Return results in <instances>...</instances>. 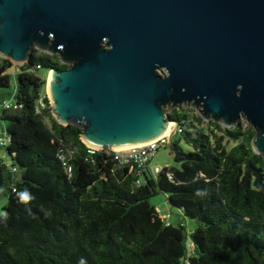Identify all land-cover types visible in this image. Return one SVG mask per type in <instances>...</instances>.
<instances>
[{
    "label": "trees",
    "instance_id": "trees-1",
    "mask_svg": "<svg viewBox=\"0 0 264 264\" xmlns=\"http://www.w3.org/2000/svg\"><path fill=\"white\" fill-rule=\"evenodd\" d=\"M30 61L13 69L0 57V88L13 80L17 104L0 115L12 159L9 167L0 163V193L5 189L8 201L0 216V264H264V160L252 152L253 129L225 128L175 108L167 119L191 149L176 140L169 146L178 168L138 173L112 153L88 154L81 129L55 122L46 98L35 114L47 78L39 71L66 65L35 49ZM159 192L197 221L192 248L184 227L166 225L148 204Z\"/></svg>",
    "mask_w": 264,
    "mask_h": 264
},
{
    "label": "water",
    "instance_id": "water-1",
    "mask_svg": "<svg viewBox=\"0 0 264 264\" xmlns=\"http://www.w3.org/2000/svg\"><path fill=\"white\" fill-rule=\"evenodd\" d=\"M33 49L66 65L47 72L50 114L87 146L171 143L184 105L244 119L264 160V0H0V57L30 67Z\"/></svg>",
    "mask_w": 264,
    "mask_h": 264
},
{
    "label": "rangeland",
    "instance_id": "rangeland-1",
    "mask_svg": "<svg viewBox=\"0 0 264 264\" xmlns=\"http://www.w3.org/2000/svg\"><path fill=\"white\" fill-rule=\"evenodd\" d=\"M13 69L15 64H13ZM47 70L46 69H41L39 71L40 74L46 75ZM159 73H162V71H158ZM14 92V82L13 80L11 81L9 87L6 88H0V115L1 111H3L2 107V102L7 101V102H13L11 95ZM183 107V109H192L194 112H190L191 115H194V113H197L196 109L191 107V106H180L179 108ZM238 125L240 126H247L246 122L244 119H240ZM7 126V121L5 120H0V127L6 128ZM202 127H206L205 125H202ZM178 141L179 146L182 147V150L188 151L191 149L189 145H187L181 136L178 133H174L172 138H171V143ZM171 147H163L161 149H158L154 155V157L151 160V163L153 166H156L158 169H161L162 166L165 167H173V168H178L180 166V163L176 162L174 160L173 154L170 151ZM11 156L9 153L6 151L5 148H0V163L7 165L8 167L11 165ZM22 176V173L19 169H17L14 179L15 181H19ZM7 191L4 189L0 193V216H2L5 212V207L7 205ZM147 202L150 206L154 207V209L158 212L159 216L161 218L165 219V222H169L173 226L181 225L184 227L185 230V242L186 245H190L191 243V236L190 234L193 233V231L196 229L198 226V223L195 219H191L186 217L183 212L176 207H173L169 205L167 202V195H164V193L159 192L150 198H147ZM167 218V219H166Z\"/></svg>",
    "mask_w": 264,
    "mask_h": 264
},
{
    "label": "built area",
    "instance_id": "built-area-1",
    "mask_svg": "<svg viewBox=\"0 0 264 264\" xmlns=\"http://www.w3.org/2000/svg\"><path fill=\"white\" fill-rule=\"evenodd\" d=\"M21 66V65H20ZM19 66V67H20ZM39 67L36 66V69ZM48 72V71H47ZM45 87V84H44ZM47 93L46 91L42 92L39 95V98L37 100V104L35 106V114H39L40 112L43 111V109L46 107V103L44 99H47ZM48 102V99H47ZM49 104V103H48ZM2 107L3 110L11 109V108H16L17 104L14 102H7L3 101L2 102ZM178 131V129H177ZM176 131V132H177ZM8 144H10V136L6 132L5 128L0 127V148L6 147ZM169 140H168V135L164 134L161 137L157 138L156 140H153L152 142H148L142 145L138 146H131V147H126V148H112V149H103L99 150L97 148H92L90 146H86L88 154H94L96 151H104L105 153H112L113 158L116 159L117 162L120 164H132V166H135L138 168V173H140L141 169L148 168L150 173L154 176H156L161 169H158L157 167L151 168L149 165L151 163L152 158L154 157L156 151L158 149H161L163 147L169 146ZM58 158L61 160L62 165L65 167L66 173L68 176L71 174V168L69 166V158L66 155V153L63 151V149L58 150ZM15 171V169H12ZM169 179H172V177L169 175ZM140 180L135 181L136 184H139ZM165 222V219L162 218ZM167 219V218H166ZM166 225L169 224V222H165ZM193 245H190L189 248H192Z\"/></svg>",
    "mask_w": 264,
    "mask_h": 264
},
{
    "label": "crops",
    "instance_id": "crops-1",
    "mask_svg": "<svg viewBox=\"0 0 264 264\" xmlns=\"http://www.w3.org/2000/svg\"><path fill=\"white\" fill-rule=\"evenodd\" d=\"M151 168H154V167H156V166H153V164L152 163H150V165H149Z\"/></svg>",
    "mask_w": 264,
    "mask_h": 264
},
{
    "label": "flooded vegetation",
    "instance_id": "flooded-vegetation-1",
    "mask_svg": "<svg viewBox=\"0 0 264 264\" xmlns=\"http://www.w3.org/2000/svg\"><path fill=\"white\" fill-rule=\"evenodd\" d=\"M164 73V71H162V73H160V74H163Z\"/></svg>",
    "mask_w": 264,
    "mask_h": 264
},
{
    "label": "clouds",
    "instance_id": "clouds-1",
    "mask_svg": "<svg viewBox=\"0 0 264 264\" xmlns=\"http://www.w3.org/2000/svg\"><path fill=\"white\" fill-rule=\"evenodd\" d=\"M81 264H82V262H81Z\"/></svg>",
    "mask_w": 264,
    "mask_h": 264
}]
</instances>
